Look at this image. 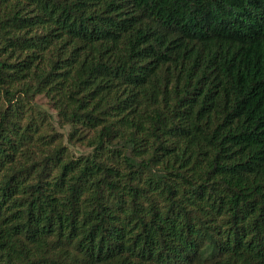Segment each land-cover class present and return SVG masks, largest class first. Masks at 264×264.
<instances>
[{"label": "trees", "instance_id": "obj_1", "mask_svg": "<svg viewBox=\"0 0 264 264\" xmlns=\"http://www.w3.org/2000/svg\"><path fill=\"white\" fill-rule=\"evenodd\" d=\"M0 264H264V0H0Z\"/></svg>", "mask_w": 264, "mask_h": 264}, {"label": "rangeland", "instance_id": "obj_2", "mask_svg": "<svg viewBox=\"0 0 264 264\" xmlns=\"http://www.w3.org/2000/svg\"><path fill=\"white\" fill-rule=\"evenodd\" d=\"M36 102H37L38 106L42 110L47 111L49 114H51V119H52V123H53L54 127L57 129V131L63 133V135H64V141L68 145L70 151L74 155H79V154H82V153H86L87 152V149H85L84 147L78 146L77 144H68L67 143L66 136H67V134L70 133V131H72V127L66 126V125L63 126V127H60L58 125L56 113L51 108L50 103L45 98H43V97H38L36 99Z\"/></svg>", "mask_w": 264, "mask_h": 264}]
</instances>
